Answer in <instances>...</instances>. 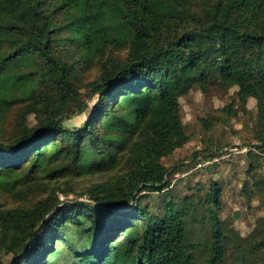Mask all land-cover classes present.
<instances>
[{
    "label": "trees",
    "instance_id": "16d2710c",
    "mask_svg": "<svg viewBox=\"0 0 264 264\" xmlns=\"http://www.w3.org/2000/svg\"><path fill=\"white\" fill-rule=\"evenodd\" d=\"M213 85L255 103L242 191L264 210V0H0V264H264V216L236 250L221 230L218 164L184 191L162 162Z\"/></svg>",
    "mask_w": 264,
    "mask_h": 264
},
{
    "label": "rangeland",
    "instance_id": "374dc122",
    "mask_svg": "<svg viewBox=\"0 0 264 264\" xmlns=\"http://www.w3.org/2000/svg\"><path fill=\"white\" fill-rule=\"evenodd\" d=\"M85 77L84 81L90 79L88 74ZM82 93L81 99L86 100V91L82 90ZM95 104L96 100H91L89 108L92 109ZM254 109V101H249L246 107L248 113L241 110L235 88L223 90L213 85L208 87L206 93H202L197 88L191 89L180 99V117L185 131L191 135V141L176 151L172 157L162 161L166 166L179 163L176 171L171 172L170 180L173 185L178 179H186L185 184L179 186L180 190L184 191L188 187L195 188L197 182H206L210 173L203 168L211 167L214 163L218 164L212 176L220 177L222 180L219 212L222 220L221 230L227 235V243L233 250H236L238 245H242L244 239H250V234L255 230L259 217L264 216V210L259 206L258 198L250 193L245 195L242 191L245 181L248 182L247 186L250 189L252 187L253 174L250 171L248 176L246 174L249 165L246 153L250 147L244 145L250 141L252 125L249 114L250 110ZM229 111L235 114L230 116ZM87 115L86 112L82 116L73 117L67 122V127L81 125ZM202 121L208 126H204ZM34 123V117L29 116L27 124ZM213 145L222 147V150L212 160L200 159L195 162L196 160L192 159L191 156L199 150L211 148ZM60 199L70 202L79 201L73 194H69L67 198L61 196ZM2 201L6 202L8 199L4 197ZM195 232L197 233L198 230ZM193 255L195 264H203L208 258L207 252L203 249L194 251ZM226 264H237L234 253L231 251L228 253Z\"/></svg>",
    "mask_w": 264,
    "mask_h": 264
}]
</instances>
